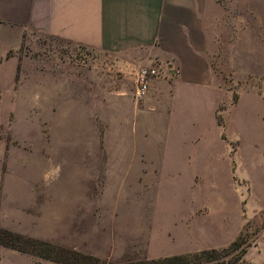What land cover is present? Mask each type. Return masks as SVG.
<instances>
[{"label": "rangeland", "instance_id": "rangeland-1", "mask_svg": "<svg viewBox=\"0 0 264 264\" xmlns=\"http://www.w3.org/2000/svg\"><path fill=\"white\" fill-rule=\"evenodd\" d=\"M4 44L0 228L113 264L221 249L247 231L250 246L235 264H264V71L245 70L238 56L235 71L217 72L233 102L242 95L218 111L219 124L208 109L216 91L208 89L176 101L168 117L154 116L150 129L164 139L158 159L172 185L158 179L150 200L131 184L118 190L100 163L116 159L99 148L119 143V115L130 107L120 95L135 91L134 78L68 41L35 34L5 55ZM87 66L92 103L74 77L83 79ZM0 264L60 263L0 244Z\"/></svg>", "mask_w": 264, "mask_h": 264}, {"label": "crops", "instance_id": "crops-1", "mask_svg": "<svg viewBox=\"0 0 264 264\" xmlns=\"http://www.w3.org/2000/svg\"><path fill=\"white\" fill-rule=\"evenodd\" d=\"M35 34L110 57L111 66L134 82L140 69L158 68L154 63L162 67L163 78L154 77L142 98L136 97V89L121 92L130 107L119 115V143L99 148L109 156L116 153V159L100 163L103 174L117 177V189L124 192L131 184L134 192L150 200L158 179L172 185L165 162L158 159L164 139L160 142L150 129L154 116L168 117L176 101L208 89L216 91L208 98V109L219 124L218 111L223 115L242 95L233 102V92L217 72L235 71L238 56L245 57V70L264 71V0H0L2 54ZM85 70L83 79L74 77L84 82L86 99L92 103V68Z\"/></svg>", "mask_w": 264, "mask_h": 264}, {"label": "trees", "instance_id": "trees-1", "mask_svg": "<svg viewBox=\"0 0 264 264\" xmlns=\"http://www.w3.org/2000/svg\"><path fill=\"white\" fill-rule=\"evenodd\" d=\"M248 237L249 234L245 231L225 248L202 249L194 254L170 255L162 258L129 262L127 264H235L244 257L247 247L250 246ZM0 244L60 264H113L72 249L24 237L3 228H0ZM233 252H236V258L233 261L226 262L225 258Z\"/></svg>", "mask_w": 264, "mask_h": 264}, {"label": "built area", "instance_id": "built-area-1", "mask_svg": "<svg viewBox=\"0 0 264 264\" xmlns=\"http://www.w3.org/2000/svg\"><path fill=\"white\" fill-rule=\"evenodd\" d=\"M158 70L151 67H145L138 71L136 75V91L137 98H142L148 91L151 80L157 76Z\"/></svg>", "mask_w": 264, "mask_h": 264}]
</instances>
